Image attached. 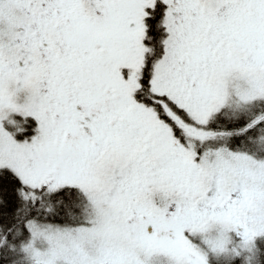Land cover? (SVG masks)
Instances as JSON below:
<instances>
[{"label":"snow or ice","instance_id":"obj_1","mask_svg":"<svg viewBox=\"0 0 264 264\" xmlns=\"http://www.w3.org/2000/svg\"><path fill=\"white\" fill-rule=\"evenodd\" d=\"M0 264H264V0H0Z\"/></svg>","mask_w":264,"mask_h":264}]
</instances>
